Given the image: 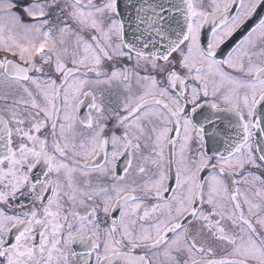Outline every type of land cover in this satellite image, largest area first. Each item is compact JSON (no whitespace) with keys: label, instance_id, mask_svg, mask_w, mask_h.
I'll list each match as a JSON object with an SVG mask.
<instances>
[{"label":"snow or ice","instance_id":"snow-or-ice-1","mask_svg":"<svg viewBox=\"0 0 264 264\" xmlns=\"http://www.w3.org/2000/svg\"><path fill=\"white\" fill-rule=\"evenodd\" d=\"M0 264H264V0H0Z\"/></svg>","mask_w":264,"mask_h":264}]
</instances>
